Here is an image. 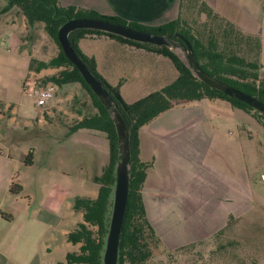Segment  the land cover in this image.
Returning <instances> with one entry per match:
<instances>
[{
	"label": "rangeland",
	"instance_id": "obj_1",
	"mask_svg": "<svg viewBox=\"0 0 264 264\" xmlns=\"http://www.w3.org/2000/svg\"><path fill=\"white\" fill-rule=\"evenodd\" d=\"M263 1L214 0L217 6L215 11L230 16L229 20L232 19L230 21L243 29L244 23L248 21L246 18H261ZM7 5L8 0H0V9L4 10ZM27 24L23 32V49L19 45L18 28L14 26L12 30L16 33L13 38L10 36L0 49V93L4 98L6 96L16 101L19 107L30 111L31 117L35 118L41 109L35 103L34 94L23 86V75L28 69V53L48 60L58 52L59 44L46 31L43 21ZM122 42L107 34H88L78 37L76 45L84 54L96 58L97 71L110 84L118 87V93L124 101H135L175 80L178 71L168 56ZM176 50L184 58V50L180 46ZM14 56H17L18 61L13 59ZM54 72H57V67L50 66L43 68L40 73H32L43 78ZM259 75L264 78V71L259 69ZM94 109L89 93L79 82L65 83L58 86L48 99L46 108L42 109L45 119L52 125L35 123L22 125L19 129L2 130L3 140L12 141L15 146L12 158L9 159L4 152L0 156V217L3 218L0 219V264H55L65 260L68 250H78L80 243L67 242L60 238V233L64 229H71L76 221L82 219V213H76L70 207L72 197L89 192H93L90 194L92 196L96 195L98 183L94 176L101 174L103 165L109 160L110 150L103 131H89L95 136L90 140L93 152L100 156L98 161L96 159L89 163L84 153L87 145L79 140L81 133H70L67 124L74 123L82 114L91 113ZM243 112L245 115L238 119V130L250 171L249 181L242 183V188H245L243 194L248 200L246 209L239 216L229 217L211 235L208 234V228L213 221L207 218V213L187 215L182 206L180 211L184 222L177 229L194 226L198 222V230L208 235L172 248L168 245L176 243L174 233L177 229L165 228L167 239H160L155 231L158 237L155 234L150 240L152 254L147 264H264V127L255 117L254 111ZM0 148L4 150L3 144H0ZM29 150L30 162H25V154ZM212 170L220 175L227 172L222 166ZM11 182L23 184L22 190L11 193ZM52 186L65 190L68 196L57 211L41 210L38 205ZM221 196L222 199H229L227 202L238 199V194L233 197L232 194ZM28 203L29 207L26 208ZM167 213L163 212L161 217ZM2 214L14 219L3 217ZM23 217L29 218V222L37 220L42 225L34 228L27 238L25 233L29 231H25L20 241L26 248L34 240L37 229L40 237L35 247L38 250L26 254L24 251V255L19 257L10 251L13 243L10 234L20 228V219ZM173 220L165 218L167 222ZM92 228L95 229V226Z\"/></svg>",
	"mask_w": 264,
	"mask_h": 264
},
{
	"label": "trees",
	"instance_id": "obj_2",
	"mask_svg": "<svg viewBox=\"0 0 264 264\" xmlns=\"http://www.w3.org/2000/svg\"><path fill=\"white\" fill-rule=\"evenodd\" d=\"M11 5L21 8L29 24L43 21L46 31L58 44L57 29L66 18L72 16L101 17L153 32H180L190 41L195 59L202 69L264 101V78L259 75V69L262 67L260 36L242 30L213 10L205 0H180L177 17L157 25L143 24L119 15L103 14L92 8H82L72 4L62 5L59 0H8L6 8ZM92 33L107 34L123 42L168 56L178 71L177 77L162 89L152 91L132 102L124 101L118 93V87L110 84L97 71L94 58L84 54L76 45L78 37ZM69 38L74 50L106 88L129 130L130 180L120 235L118 264H147L152 254L150 240L156 232L147 217L142 197V185L149 163L139 157L138 130L141 125L175 102L202 97L223 98L235 107L246 111L252 110L263 127L264 112L199 79L179 54L166 45L141 42L92 28L73 29L69 33ZM175 39L180 40L178 37ZM50 66L57 67V72L44 76L42 78L44 81H53L58 86L79 82L89 93L91 103L95 108L91 113L82 114L74 123L67 124L68 131L72 132L78 128L103 131L109 141L110 150L109 160L103 166L101 174L94 176V180L98 183L96 195L85 193L72 197L71 208L76 213L81 212L82 219L76 221L64 237L71 243H80L78 250H68L65 260L57 261L55 264H101L117 158V136L114 123L106 106L84 81L78 69L63 54L60 44L58 52L48 60L29 57V70L40 71ZM24 161L30 162L29 155L25 156ZM9 191L19 193L21 185L11 182ZM92 226H95V229Z\"/></svg>",
	"mask_w": 264,
	"mask_h": 264
},
{
	"label": "crops",
	"instance_id": "obj_3",
	"mask_svg": "<svg viewBox=\"0 0 264 264\" xmlns=\"http://www.w3.org/2000/svg\"><path fill=\"white\" fill-rule=\"evenodd\" d=\"M59 2L62 5L74 4L83 8H92L107 15H119L147 25H157L177 17L180 0H59ZM207 3L213 10H217L214 0H208ZM261 10L260 19L252 16L246 18L248 20L244 23L246 27L241 29L260 36L261 70L264 71V1ZM219 14H223L228 19L230 17L222 12ZM13 26L18 28L16 32L20 40L19 45L23 49L25 47L23 32L28 26L25 15L17 5L8 6L4 10L0 9V49L9 41V37L13 38L16 33L15 30H12ZM122 43L134 47L133 44ZM28 55L44 59L33 53H28ZM13 59L18 61L17 56H14ZM94 59L95 65H97L96 58L94 57ZM41 70L33 71L28 68L23 75V80L29 73H40ZM18 105L16 101L6 96L4 98L0 93V144L4 146V150L0 148V156L4 152V155L9 159L14 156L12 151L15 144L12 141L5 142L3 140L2 130L4 128L19 129L22 125L35 123L42 126L52 125L45 119L43 108L39 107L41 110L34 118L31 117L30 111ZM46 112L48 111L46 110ZM244 115L241 108L231 105L223 98L202 97L175 102L141 125L138 130L139 157L149 163L142 185V197L147 217L160 239H167L165 228L177 229L184 222L180 211L182 206L186 209L187 215L207 213V218L213 221V224L208 228V234L211 235L221 228L229 217L239 216L244 212L248 200L247 196L243 194L245 188H242V183L246 180L249 181L250 176L238 130V119ZM227 127H229L228 130ZM93 130L78 128L72 131L73 134L81 133L79 140L83 141V145H87V151L84 153L87 155L89 163L96 159L98 161L100 157L97 152H93L90 143L92 142L90 140L95 136L89 131ZM30 152L29 150L25 156ZM221 166L226 168V173L220 175L212 170V168ZM22 187L23 184L21 190ZM88 194H93V192ZM223 194H232V197L238 194V199L227 202L229 199H222L221 195ZM67 196L65 190H60L58 186H52L38 206L41 210L57 211ZM28 207L29 203L26 204V208ZM173 208L177 211H174ZM163 212L168 213L161 217ZM1 216L14 219L3 214ZM168 217L174 220L165 221V218ZM0 219L3 218L0 217ZM20 225L16 233L10 234L13 242L10 245V251L15 256L22 257L26 253L38 250L35 246H37V239L40 237L35 229L34 240L25 248L23 246L25 244L20 243L22 235L25 231H29V233H25L27 238L34 228L42 224L37 220L29 222V218L23 217L20 219ZM68 230L64 229L60 233V238L70 242L64 237ZM208 234L198 230V222L194 226H181L174 233L176 243L168 246L174 248L204 238L202 236ZM1 249L0 247V252H2ZM24 251L26 252L22 254ZM1 255L4 254L1 253Z\"/></svg>",
	"mask_w": 264,
	"mask_h": 264
},
{
	"label": "water",
	"instance_id": "obj_4",
	"mask_svg": "<svg viewBox=\"0 0 264 264\" xmlns=\"http://www.w3.org/2000/svg\"><path fill=\"white\" fill-rule=\"evenodd\" d=\"M76 28L99 29L141 42L166 45L175 52H177L176 47L180 46L184 50V58L177 52L179 56L186 62L193 73L208 85L240 99L261 112H264V101L202 69L195 59L190 41L180 32H153L95 16H72L66 18L60 24L57 29V39L63 54L78 69L84 81L106 106L116 131L117 158L114 166V179L111 186V206L107 230L103 240L101 264H118L120 235L127 205L130 180L131 150L129 130L117 105L102 82L74 50L69 33ZM175 37L180 38V40H176Z\"/></svg>",
	"mask_w": 264,
	"mask_h": 264
},
{
	"label": "built area",
	"instance_id": "obj_5",
	"mask_svg": "<svg viewBox=\"0 0 264 264\" xmlns=\"http://www.w3.org/2000/svg\"><path fill=\"white\" fill-rule=\"evenodd\" d=\"M23 86L25 90L34 94L35 103L40 108H46L48 99L53 96L55 90L58 88L55 82L50 80L44 81L33 73L25 77Z\"/></svg>",
	"mask_w": 264,
	"mask_h": 264
}]
</instances>
